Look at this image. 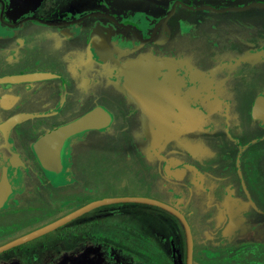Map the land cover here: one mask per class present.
<instances>
[{"label":"flooded vegetation","instance_id":"obj_1","mask_svg":"<svg viewBox=\"0 0 264 264\" xmlns=\"http://www.w3.org/2000/svg\"><path fill=\"white\" fill-rule=\"evenodd\" d=\"M13 2L0 0V79L32 77L0 82V247L103 198H90L99 185H83L76 167L97 181L125 177L119 173L129 166L179 204L151 191L121 196L180 210L192 264L200 250L204 264H264V0H41L29 10ZM141 55L157 101L148 111L121 68ZM105 85L119 97L104 96ZM99 106L111 113L109 125L67 139L62 169H45L35 142ZM148 112L159 119L157 151ZM118 118L122 132L111 135ZM102 141L109 155L101 157ZM80 142L86 147L76 152ZM200 195L202 209L194 204ZM99 206L0 251V264L30 256L64 264L70 246L85 239L89 255L79 264H100L105 255L116 264L144 262L149 242L187 264L188 239L175 214L182 240L155 231L157 243L118 244L102 228ZM196 213L222 215L198 241L188 216Z\"/></svg>","mask_w":264,"mask_h":264},{"label":"rangeland","instance_id":"obj_2","mask_svg":"<svg viewBox=\"0 0 264 264\" xmlns=\"http://www.w3.org/2000/svg\"><path fill=\"white\" fill-rule=\"evenodd\" d=\"M261 67L264 69V64L261 62ZM263 72V71H262ZM261 80V78H260ZM103 94L109 98H117V91L114 90L111 86L105 85L103 87ZM248 104V103H247ZM118 124L114 128L113 133H109L113 135L114 133L121 134V123L120 118H118ZM141 125L138 127V131L141 132ZM136 131V130H135ZM143 131V130H142ZM109 143H104L102 141L100 143L99 151H101V157L109 155L108 152L104 153V150H107ZM86 147L84 143L75 144L76 152L78 150ZM123 145L120 144L114 148L117 151L122 149ZM121 162V161H119ZM123 163V162H122ZM120 167L119 169H121ZM153 169H156L155 166ZM151 168V170H153ZM81 170V171H80ZM122 172L119 174H125V177H111L110 175H104L101 179H96L97 181H92L89 179V175H86L84 171L78 166L76 167L77 173L79 172L80 182L85 184L95 183L99 185V191L90 195L91 199L98 198L103 196L105 197H117L121 196L122 193L125 194H139L146 191H151V194L155 197L163 199L165 201L172 202L174 204H179L177 200L172 199L168 194H166L163 190H158V187L153 188L151 184L148 182H144L139 176L138 173L131 169L129 166H124L121 169ZM154 171V170H153ZM156 172V171H155ZM65 189H69L66 187ZM154 190V191H152ZM204 195H200L195 200L194 204L202 209L204 207ZM102 214L103 218L101 220L102 228H111L112 232L114 233L113 238L116 241L121 242L126 239H130L132 242L141 241V240H149V241H159L158 235L155 231L162 233L166 238L174 237L175 235L178 236L180 240L183 239V227L181 221L170 211L151 204L146 203H138V202H115L109 203L105 205H101L95 210ZM108 214V215H106ZM190 223L192 225V229L194 231V235L196 240L198 241L199 238H206L208 235V223H212L215 221L217 226L222 222V215H215L211 216L209 219L207 216L208 214H195L194 216L188 215ZM213 220V221H212ZM214 222V223H215ZM219 223V224H218ZM104 233V232H103ZM75 241H79L76 239ZM196 241V243H197ZM72 243V242H71ZM160 244L164 245L162 241ZM150 248L148 252L149 255L145 258L144 262H134V264H174L172 258L170 256V248L167 247V252H162V250H153L152 243L149 242ZM87 246H90L88 240H80L79 246L72 247L70 246L71 250L69 252V256L63 261L64 264H79V263H86L87 262V255L88 249ZM121 246H119L120 248ZM124 248V247H123ZM200 247H196L197 251ZM125 249V248H124ZM126 253V250H121L120 254ZM199 260L198 264L205 263V256L201 250L198 252ZM60 259H58L59 261ZM18 264H41L38 263L33 257L28 258H19L17 261ZM17 263H10V264H17ZM9 264V263H7ZM100 264H116L110 262L106 255L102 257V262ZM131 264V263H129Z\"/></svg>","mask_w":264,"mask_h":264},{"label":"water","instance_id":"obj_3","mask_svg":"<svg viewBox=\"0 0 264 264\" xmlns=\"http://www.w3.org/2000/svg\"><path fill=\"white\" fill-rule=\"evenodd\" d=\"M14 4H16V7L22 9V10H29L35 8V6L41 1V0H13ZM141 55L135 59L128 60L124 64L121 65V68L127 73L130 83L134 86L135 89V95L137 99L144 105L149 103L151 108L156 107L157 101L153 98V95L151 96L152 92H150L151 85V79L147 78L146 74L143 71V67L145 66L146 62V56L142 58ZM32 76L27 75H10L6 76L4 78L0 79L1 81L7 80V81H20L25 78H31ZM145 102V103H144ZM112 115L111 113L104 107L99 106L85 115L81 116L78 119H75L74 121L62 125L59 128L52 130L51 132L45 134L44 136H41L34 144V148L36 153L39 155L43 162V166L45 169L52 171V172H59L63 165L61 162V149L64 146V143L68 140H71L72 137L78 136L79 133L88 130L89 128H105L109 125L111 121ZM20 117L16 118L15 121H18ZM57 160V161H56ZM114 202H139V203H146V204H152L157 205L159 207H162L173 214H175L182 223L184 224L187 239H188V260L187 264H192V234L190 225L188 223L187 218L185 215L178 210L176 207L147 196H118V197H105L102 199H98L95 201H92L88 204H86L84 207L80 208L79 210L70 213L69 215L50 223L49 225L42 227L41 229L32 232L28 234L27 236L14 240L11 243H8L7 245L1 246L0 251L17 244L19 242H22L26 239H29L31 237L37 236L41 233H44L46 231H49L53 229L54 227L67 222L68 220L72 219L73 217L81 214L84 211H87L95 206L98 205H104Z\"/></svg>","mask_w":264,"mask_h":264},{"label":"bare ground","instance_id":"obj_4","mask_svg":"<svg viewBox=\"0 0 264 264\" xmlns=\"http://www.w3.org/2000/svg\"><path fill=\"white\" fill-rule=\"evenodd\" d=\"M147 69L143 68V71H146ZM148 71V70H147ZM147 71L145 72V74H147ZM145 103V102H144ZM144 106L146 107L145 110H151V106L149 108V103L144 104ZM149 114L147 116V126L149 129V134L151 137V149H157L158 144L160 143L161 140V134L160 132H158V127H159V122H158V116H154L151 113H146V115ZM157 151V150H156Z\"/></svg>","mask_w":264,"mask_h":264}]
</instances>
